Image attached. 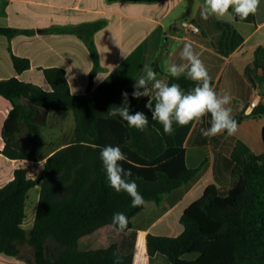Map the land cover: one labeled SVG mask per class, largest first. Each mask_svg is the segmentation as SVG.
Instances as JSON below:
<instances>
[{
  "label": "trees",
  "instance_id": "16d2710c",
  "mask_svg": "<svg viewBox=\"0 0 264 264\" xmlns=\"http://www.w3.org/2000/svg\"><path fill=\"white\" fill-rule=\"evenodd\" d=\"M103 23L69 28L85 39L96 64L92 34ZM16 31L0 27V33L9 37ZM260 52L258 48L256 68L260 66ZM12 59L19 71L30 67L26 58L12 54ZM153 70L160 72L156 63ZM43 71L50 90L17 77L0 78V94L12 105L4 121L2 153L22 162L13 177L0 186V253L19 256L22 245L28 244L33 247L36 264H113V253L122 257L123 264H133L137 231L132 218L145 203L132 207L126 192L117 193L108 185L101 149L119 146L128 156L129 162L123 167L131 169L128 179L136 182L145 202H159L165 193L192 179L199 168L188 166L184 150L168 143L156 130L151 111L146 104H140L141 97L131 95L133 86L102 84L93 93L88 90L85 94H73L64 69L51 66ZM257 77L264 81V65ZM191 82L183 75L179 79L169 76V84L187 87ZM125 91L130 114L143 112L149 118L145 131L129 127L118 115L109 116L111 109L124 106ZM60 110L73 112L72 139L51 153L40 172L32 176L24 164L42 158L49 112ZM252 114H264V100ZM247 157L230 187L210 184L184 210V229L179 235L148 234V253H162L172 264H264V152L249 153ZM38 184L34 222L26 229L28 193ZM115 213H124L128 218L123 232L112 222ZM100 228L103 232L92 238ZM84 238L89 239L84 243Z\"/></svg>",
  "mask_w": 264,
  "mask_h": 264
},
{
  "label": "crops",
  "instance_id": "0c3cea01",
  "mask_svg": "<svg viewBox=\"0 0 264 264\" xmlns=\"http://www.w3.org/2000/svg\"><path fill=\"white\" fill-rule=\"evenodd\" d=\"M203 7L205 0H0V27L17 30L11 37L0 33L1 79L17 77L50 90L43 68L56 66L64 69L71 93L85 94L88 90L95 92L102 84L118 88L133 86L135 79L145 75V67L153 69L156 63L160 70L157 78L169 83L167 67L186 65L188 62L181 53L185 43H191L208 69L217 93L227 92L232 96L229 107L233 117L238 118V131L232 136L227 132L203 136L201 129L210 127V117H205L203 123L184 127L174 124L173 135L165 134L163 126L153 120L154 127L168 143L184 150L187 165L199 170L192 179L165 193L159 202L146 201L144 208L132 218L137 231L133 264H172L162 253H148L147 235H179L184 229L181 221L184 210L202 196L208 185L230 187L248 154L264 152V114L253 115L254 108L250 107L254 92H259L264 100V81L257 77L264 65V0L257 15L246 20L235 17L231 23L215 17L202 19ZM97 21L104 23L92 34L96 64L85 39L69 28ZM187 21L197 24L199 31L190 30ZM258 48L260 66L256 68ZM12 54L28 59L30 67L17 70ZM194 87L193 81L187 87L181 86L185 92ZM155 91L150 88L153 103ZM149 99L141 97L140 104H146ZM11 108L10 101L0 94V186L22 164L2 153L4 121ZM64 118L70 120L68 131ZM51 122H54L52 128ZM47 123L44 134L50 131L55 135L49 140L45 138L42 158L37 161L41 165L51 153L71 141L75 126L73 112L51 111ZM62 137L66 141L54 147ZM14 261L20 263L18 258ZM2 262L12 264L7 259Z\"/></svg>",
  "mask_w": 264,
  "mask_h": 264
},
{
  "label": "clouds",
  "instance_id": "9594fccd",
  "mask_svg": "<svg viewBox=\"0 0 264 264\" xmlns=\"http://www.w3.org/2000/svg\"><path fill=\"white\" fill-rule=\"evenodd\" d=\"M261 0H205V7L201 9V17L208 20L210 17L222 22L231 23L235 17L246 20L250 15L255 16L260 11ZM186 65L172 64L167 67L171 77L179 79L182 75L195 82V87L185 92L178 83H166L157 78V73L151 67H145V75L133 85L132 96L139 99L148 96L146 103L151 113V119L163 126L167 135L175 132L174 124L181 127L193 123H203L205 117H210V127L202 128L201 133L205 137H214L227 132L229 136L238 131L237 121L229 107L232 96L225 92L218 94L211 84V76L203 61L193 50L191 43H185L181 53ZM150 88L155 91V103L150 95ZM143 89V91H141ZM124 103L109 111L110 117L117 115L127 122L129 127L139 131H145L149 124V118L143 112L130 114L128 93H122ZM100 159L106 172L108 185L117 193L126 192L131 197L132 207H139L145 203L143 196L138 191V185L130 180L131 169H125L124 163H128V156L119 146L107 145L100 151ZM112 222L121 232L128 227V218L124 213H115ZM113 264H123L122 257L113 253Z\"/></svg>",
  "mask_w": 264,
  "mask_h": 264
},
{
  "label": "rangeland",
  "instance_id": "374dc122",
  "mask_svg": "<svg viewBox=\"0 0 264 264\" xmlns=\"http://www.w3.org/2000/svg\"><path fill=\"white\" fill-rule=\"evenodd\" d=\"M64 123H65V128L68 131V129L71 127L70 120L68 118H64ZM50 125H51L50 128H52L54 126V122H51ZM54 135L55 134H50V131H48V134H44V138H46V140H49ZM62 139L63 140L59 141L57 144H54L53 146L55 147V146L61 145V143L66 141V139H64L63 137ZM24 165H26L29 168L30 174L32 176H36L40 172L41 167H42V165L38 162L25 163ZM39 188L40 187L38 184L35 187H32L28 193L27 205H26V218L24 220V227L26 229H30L34 222L35 211H36V207H37V203L39 199ZM102 232H103V228H100L99 231L96 234H93L91 237L93 238L94 236ZM88 239L89 238H84L83 242L84 243L87 242ZM16 258L19 259V262H20L19 264H22L21 261L24 264H36L34 261V257H33V247L28 244L22 245L21 253L17 257H13L5 253H0V264L3 263L2 262L3 259L5 260L7 259L10 263L16 264L14 261L16 260Z\"/></svg>",
  "mask_w": 264,
  "mask_h": 264
},
{
  "label": "built area",
  "instance_id": "2783aa9c",
  "mask_svg": "<svg viewBox=\"0 0 264 264\" xmlns=\"http://www.w3.org/2000/svg\"><path fill=\"white\" fill-rule=\"evenodd\" d=\"M186 24L188 25L189 29L194 32H198L200 29L199 26L193 22L187 21ZM262 100L263 96L259 92H254L253 98L250 102V107L255 108Z\"/></svg>",
  "mask_w": 264,
  "mask_h": 264
},
{
  "label": "water",
  "instance_id": "95a60500",
  "mask_svg": "<svg viewBox=\"0 0 264 264\" xmlns=\"http://www.w3.org/2000/svg\"><path fill=\"white\" fill-rule=\"evenodd\" d=\"M41 178L38 179V182L40 181Z\"/></svg>",
  "mask_w": 264,
  "mask_h": 264
}]
</instances>
